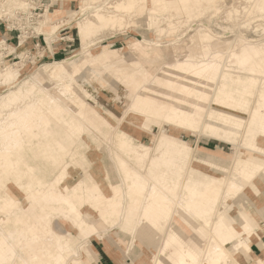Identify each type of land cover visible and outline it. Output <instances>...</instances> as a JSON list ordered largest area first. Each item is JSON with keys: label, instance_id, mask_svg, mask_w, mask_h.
<instances>
[{"label": "rangeland", "instance_id": "1", "mask_svg": "<svg viewBox=\"0 0 264 264\" xmlns=\"http://www.w3.org/2000/svg\"><path fill=\"white\" fill-rule=\"evenodd\" d=\"M58 1L2 7L6 30L14 11L36 8L28 21L42 34L15 24L0 45V74L13 72L0 81V264H152L165 242L180 246L174 264H192L203 227L253 249L264 233L249 191L258 198V180L264 197L263 3L166 0L160 12L151 0L61 11ZM83 8L130 19L90 22L83 47L64 21ZM165 71L183 88L159 92ZM161 203L187 212L166 211L158 228L137 221L136 206ZM210 255L205 263H222Z\"/></svg>", "mask_w": 264, "mask_h": 264}, {"label": "bare ground", "instance_id": "2", "mask_svg": "<svg viewBox=\"0 0 264 264\" xmlns=\"http://www.w3.org/2000/svg\"><path fill=\"white\" fill-rule=\"evenodd\" d=\"M18 1L19 0H0V21L2 20L1 19L2 15L4 13H6V11H4L3 8L10 11L13 4L14 3L17 4ZM119 1H123V0H119ZM151 1H153L152 4H153V8L155 10H159L161 12V11L166 9V6H165L166 0H151ZM257 1H259V3H263L262 5H264V0H257ZM9 2H10V4H8ZM82 3H83V5H89V4H93V1L89 2L88 4H85L84 0H82ZM124 4L125 3H123V5ZM109 6H111V5H109ZM127 6L128 5L126 4V7ZM113 8H115V7H113ZM106 9H108V7ZM135 11H136V9H135ZM82 12L83 13H80V11H77V12L73 13L69 18H66L64 21L67 20L69 22H72L74 20V25L78 26L80 33L84 34V35H82L83 36V47H86L89 44L85 39V35H86V31H88V26H89L90 22L97 24V25L102 23L103 25L108 26V25H113L114 23H118V22H125V21H128L130 19V17L128 18V16H130L128 14H130V13L127 10H126V13H122V14L114 13V11L105 12L103 10L104 13L100 12V13L95 14L93 16L90 14L91 11H88V13H87L85 11V8H83ZM85 13L88 14L87 18L85 17ZM14 15H15V13L12 15V17H14ZM77 15H79V16H77ZM45 18H46L44 21L45 25L48 26L47 23H48L50 17H49V15H47ZM53 24L55 25L56 23H53ZM53 24H51V26ZM52 30L53 29L45 32L47 39L51 38L50 34H53ZM4 43H6V42L2 41L0 43V45L2 46V44H4ZM3 49L5 50V48H3ZM2 55H3V53L0 50V58L2 57ZM53 65L54 66L52 67V70H56L59 67V66H56L55 64H53ZM212 66H213V64L212 65L206 64V67H212ZM6 70H7V72L3 73V75L0 74V81L3 79L2 78L3 76L5 77L8 75H13V72L9 73V71H10L9 68H7ZM63 73L64 72H62V71L60 72L61 75ZM159 76H160V80L162 82V87L160 86L157 88L159 92H163V91L168 92V91H170L171 88H175L176 86L178 88H183V85L181 83H179L178 79H174L173 76L171 75V73L165 71L162 74H160ZM10 78H12V77L10 76ZM235 89L239 90L240 88H235ZM197 105L199 106V104H197ZM197 105H195V107ZM262 116L264 118V107L262 109ZM262 135L263 136L261 137V140L264 142V132L262 133ZM260 143H262V142H260ZM208 156L210 158H213L212 155L211 156L208 155ZM4 163H6V162H4ZM256 182L258 183V180L254 181L251 185H249L250 186L249 189H251L253 187V190L257 193L258 198L256 197V195H254L253 192H251L252 189L249 191L253 197V203L256 204V208H258L260 211H262V210H264V197H262V195L259 193V191H258L259 188L256 185L254 186V184ZM241 186H242V184L239 185L238 187H241ZM72 198H74V195H72ZM79 198L81 199V201L84 200L83 197H79ZM200 208H202V206H196L193 209L196 211ZM137 209H139L138 216H136L137 221H139L142 218V216H146L147 218L150 219L149 226H151L153 228L160 227L161 223L165 220L166 211H168V213L172 215V218H174L175 216L179 217L180 214L184 215L187 212L186 204L175 205V206H166V205H164V203H161L159 208H150V207H146V208L143 207L142 208V207L136 206V210ZM128 210L129 209L126 210L127 213H128ZM195 211L190 210L189 214H191V216H192V214H194ZM192 218H193V216H192ZM222 221H223L222 223L229 226L228 224L225 223L224 220H222ZM191 226L193 227V229L195 228V226H193V224H191ZM221 232H225V230H222ZM149 233H150V231H149ZM200 234L204 235L203 241H201V243H203V249L201 251L200 250L199 251L190 250L187 253L191 256H194V261L192 262V264H207L204 262L207 259H209L210 261H213L210 259V257H214V256L210 255V254H214L215 251L222 253V257L217 259L218 262H222L221 264H246L245 263L246 261H247V264H264V248L262 250V253L257 254L256 252H254L253 249L246 250V249L242 248V246L239 244V242L238 243H231V242L228 243L225 239H223L221 237L218 230L215 229L214 227L199 228V231H197L193 235L194 241H195V243H197V245H198V242H200V240H197V236L200 237L199 236ZM10 235H14V234L12 232H10ZM216 235H218V238ZM164 239H166V237H164ZM175 240L177 241L176 238H175ZM179 247L180 246L176 242H174L173 244H169V243L165 242L163 244L162 248H159V252L154 256L152 264H174V261L177 260V253L180 252ZM186 247L188 248V246H186ZM168 250H170V252H171L169 255L167 254ZM188 250H189V248H188ZM197 253H199L198 254L199 256L197 255ZM162 255H164L165 258H163ZM227 259L228 260L230 259V260L227 261ZM244 259H245V261H244Z\"/></svg>", "mask_w": 264, "mask_h": 264}, {"label": "built area", "instance_id": "3", "mask_svg": "<svg viewBox=\"0 0 264 264\" xmlns=\"http://www.w3.org/2000/svg\"><path fill=\"white\" fill-rule=\"evenodd\" d=\"M35 10H36V8L31 9V11H29L26 8H22L19 11H15V16L12 17V19L10 21L11 22V27L8 24L6 25L7 30H12V27H14V25L16 24V26L20 27V29L21 28L22 29L25 28L26 31H28L30 29V34L32 33L30 36H35L34 33L36 31L38 32V30H39L38 29L39 27L37 26L39 24V20L38 19H35V20H33V22H32V20L28 21L29 20L28 18H33L34 19L38 15L36 12H34ZM40 17H41V15H40ZM25 19L28 21L27 24H21L20 20H25ZM19 25H21V26H19ZM14 28L16 30V27H14ZM41 34L42 33H39V35L38 36H35V37L36 38H39ZM4 41L6 42L5 39H4Z\"/></svg>", "mask_w": 264, "mask_h": 264}, {"label": "crops", "instance_id": "4", "mask_svg": "<svg viewBox=\"0 0 264 264\" xmlns=\"http://www.w3.org/2000/svg\"><path fill=\"white\" fill-rule=\"evenodd\" d=\"M77 1L78 0H61V1H58V3H56V5H58L57 10L61 11L65 7H71ZM0 38L6 39L9 41L10 39L14 38V35L12 32L6 30L3 27V25L0 24ZM47 52H49V51H47ZM263 247H264V233L261 234L258 241H256L252 245L254 252H256L258 254L262 253ZM245 263L247 264V261Z\"/></svg>", "mask_w": 264, "mask_h": 264}]
</instances>
